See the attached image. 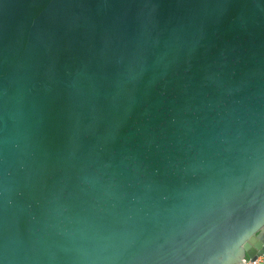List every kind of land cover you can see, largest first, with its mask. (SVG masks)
I'll list each match as a JSON object with an SVG mask.
<instances>
[{
	"label": "water",
	"instance_id": "95a60500",
	"mask_svg": "<svg viewBox=\"0 0 264 264\" xmlns=\"http://www.w3.org/2000/svg\"><path fill=\"white\" fill-rule=\"evenodd\" d=\"M264 259V0H0V264Z\"/></svg>",
	"mask_w": 264,
	"mask_h": 264
},
{
	"label": "built area",
	"instance_id": "2783aa9c",
	"mask_svg": "<svg viewBox=\"0 0 264 264\" xmlns=\"http://www.w3.org/2000/svg\"><path fill=\"white\" fill-rule=\"evenodd\" d=\"M242 264H264V259L263 258H258L255 261H251V260H244Z\"/></svg>",
	"mask_w": 264,
	"mask_h": 264
}]
</instances>
